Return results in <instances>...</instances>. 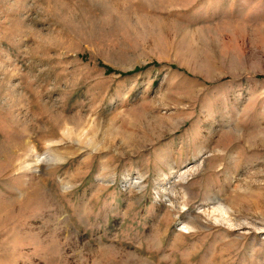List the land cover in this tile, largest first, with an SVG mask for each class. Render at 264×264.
<instances>
[{"label":"rangeland","instance_id":"obj_1","mask_svg":"<svg viewBox=\"0 0 264 264\" xmlns=\"http://www.w3.org/2000/svg\"><path fill=\"white\" fill-rule=\"evenodd\" d=\"M0 264H264V0H0Z\"/></svg>","mask_w":264,"mask_h":264},{"label":"bare ground","instance_id":"obj_2","mask_svg":"<svg viewBox=\"0 0 264 264\" xmlns=\"http://www.w3.org/2000/svg\"><path fill=\"white\" fill-rule=\"evenodd\" d=\"M252 141H253V140H252ZM251 144H253V142H252Z\"/></svg>","mask_w":264,"mask_h":264}]
</instances>
